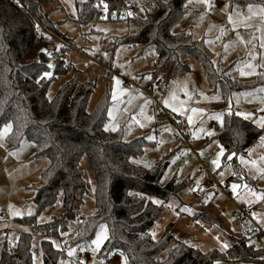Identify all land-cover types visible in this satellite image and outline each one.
<instances>
[{"label":"trees","instance_id":"1","mask_svg":"<svg viewBox=\"0 0 264 264\" xmlns=\"http://www.w3.org/2000/svg\"><path fill=\"white\" fill-rule=\"evenodd\" d=\"M54 1L0 0V127L11 124L7 140L13 147L22 138L31 139L34 143L32 157L48 159L39 183L30 186L34 191L31 201L35 204V213L16 219L30 225L31 231L21 232L14 244L7 240L1 244L0 264H81L69 261L68 254L76 247L90 250L102 224L106 227L107 238L96 251L98 260H108L116 251L124 254L127 264H214L216 260L226 259L225 251L217 248L204 251L177 238L171 231L172 224L160 238L153 237V226L161 217L165 204L172 198H179L188 180L175 174L166 184H161L170 163L168 155L150 165L133 161L141 159L144 147L151 141L143 136L126 140L122 130H106L109 92L102 96L93 111H89L88 102L95 82L80 81L75 76L53 97L48 96L51 81L70 67L59 58L51 70L48 52L44 50L31 55L45 36L38 24L49 32L58 33L56 23L49 18L51 9L47 8ZM189 1L154 0V14L142 11L128 17L112 19L108 16L106 19L125 22L133 28L120 38L115 37L117 43H138L142 50L155 47L153 79L170 61L174 62L171 77L184 76L190 69L184 55H191L204 69L210 91L219 89L224 103L230 101L233 93L261 84V78L240 80L234 63L216 62L203 39L177 28L185 16L186 19L189 16ZM229 2L245 7L249 0ZM122 3L123 0H77L78 19L94 25L104 19L100 5L112 11ZM59 37L69 45L74 43L73 38L64 34ZM49 71L51 75L45 76ZM154 85L150 82L152 88ZM263 131L236 109L226 107L222 124L208 141H218L227 153H246ZM84 154H88L96 177L95 210L85 217L79 232L67 242L64 251L53 239L72 233L70 228L78 218L81 197L88 191L80 167ZM53 205H60L62 212L45 223H38V215ZM205 209L206 206L201 212H194V217L203 214ZM33 233L49 235L40 242L42 263L33 259ZM241 234L239 241L229 236L232 240L229 250L239 260H262V250L249 243L252 236ZM164 251L167 253L162 257Z\"/></svg>","mask_w":264,"mask_h":264},{"label":"rangeland","instance_id":"2","mask_svg":"<svg viewBox=\"0 0 264 264\" xmlns=\"http://www.w3.org/2000/svg\"><path fill=\"white\" fill-rule=\"evenodd\" d=\"M137 2L138 14L142 11L150 14L156 12L154 0ZM210 7L214 11L205 15L204 11ZM47 8L51 9L49 18L56 23L58 31L50 34L57 38L64 34L74 39V43L65 48L61 57L70 67L66 73L57 75L51 81L48 96L53 97L66 81L75 76L80 81L95 82L87 108L93 111L102 96L106 92L110 93L106 130H122L126 140L143 136L151 141V144L144 147L141 159L135 158L133 161L150 165L168 155L170 163L161 184H166L175 174L188 180V186L179 193V198H172L165 204L161 217L153 226V237L160 238L167 226L172 224L171 231L177 238L187 240L189 244L204 251L213 248L225 251L227 258L216 260L214 264H264L260 259L239 260L229 250L232 243L229 236L237 241L242 238L241 227L233 218L237 205H253V216L264 229V131L246 153H227L218 141H208L216 132L217 126L222 124L223 110L226 107L236 109L243 118L253 121L264 130V0H249L245 7L231 5L229 0H190L187 4L189 16L187 19L185 16L177 25L179 29L190 31L195 38L203 39L214 53L216 62L221 61L223 65L234 63L240 80L261 78V84L233 93L228 103L222 101L219 89L216 92L210 91L205 71L193 56L184 55L190 68L184 76L171 77L174 62L170 61L153 79L151 71L156 55L155 47L152 45L142 50L138 43H117L115 39L133 31L127 23L106 18L94 25L80 21L77 0H55ZM221 35L224 40L219 42ZM45 37L47 40H43L31 55L41 50L48 52L47 45L52 40L47 34ZM102 49L106 54L100 63H90L83 54L91 57ZM111 59L120 62L121 66L115 74L109 76L106 68ZM56 63L54 59L49 60L51 70ZM158 79L164 82L165 90L157 94L156 102L150 98L154 91L150 82L155 83ZM126 80L137 84V87H127L124 84ZM158 104L186 124L191 136L190 146L183 144L182 137L174 139L173 125L159 112ZM194 109L203 111L194 112ZM217 116L221 120H217ZM189 117L192 118L191 123ZM10 131L11 124L0 127V210H7L11 218V229L7 236L0 233V243L7 240L14 244L21 232L31 231L30 225L21 224L16 219L35 213L36 207L31 201L34 191L30 186L39 183L41 171L47 166L48 159L32 157L34 143L31 139L22 138L13 147L7 140ZM158 143L161 144L160 147ZM221 147L224 155L218 157ZM210 153L214 157L208 164V169L216 176L222 188H202L197 194L199 190L196 186L192 189L190 184L198 186L203 181L204 170L199 157H208ZM218 158L217 166L213 161ZM80 167L87 181L88 191L81 197L79 221L75 220L70 228L71 232L81 227L85 217L95 210L96 177L88 154L82 156ZM233 185L238 187L233 189ZM205 206V212L194 217V212H201ZM61 212L60 205L49 206L38 215L37 221L45 223ZM210 221L215 224L209 225ZM1 228L0 226V230ZM101 232H105L107 237L103 224L93 241ZM260 237H250L249 243L264 250V234ZM42 238V234L33 233L32 253L36 263L43 261L40 247ZM105 240L99 246L92 243L85 264H96V251ZM53 242L60 246L57 239H53ZM166 253L164 251L161 256ZM98 262L97 264H127L121 251H116L108 260Z\"/></svg>","mask_w":264,"mask_h":264},{"label":"built area","instance_id":"3","mask_svg":"<svg viewBox=\"0 0 264 264\" xmlns=\"http://www.w3.org/2000/svg\"><path fill=\"white\" fill-rule=\"evenodd\" d=\"M17 1V0H16ZM139 8V4L137 0H123L122 6L118 9H113L110 11L105 5L99 6V11L102 18H107L110 16L112 19H116L119 17H128L130 15H133L137 9ZM214 11L213 7H210L204 11L205 15H209ZM39 28L51 38V43L49 44L48 49V56L50 59H59L63 56L64 50L66 47H68V43L63 41L60 38H57L56 36H53L50 34L48 30H46L41 24H38ZM47 38L44 36V41H46ZM224 40V36L221 35L219 37V42ZM218 44V42H216ZM85 57L90 61L94 63H100L103 60V56L106 54V51L104 49L100 50L99 53H95L93 56H88L86 53H83ZM121 66L120 62H114L112 59L110 60L109 66L106 68L109 76H112L115 74L119 67ZM127 87H137V84H134L128 80L124 83ZM154 91L152 94H150V98L152 100L157 99V94L163 93L165 90V84L161 79H158L155 82L154 85ZM157 102V101H156ZM158 110L161 114L165 115L170 122L173 125V137L174 139H178L179 137H182L183 144L189 145L191 144V136L189 134V131L186 129V124L182 121V119L177 120L176 117L173 116L170 110L165 108L163 105L158 104ZM158 146L160 147L161 144L158 143ZM214 154L210 153L208 157L200 158L202 162V169L204 170V176H203V185L204 189H216V188H222L220 183L218 182L216 176L211 173L208 169V164L213 159ZM225 189V188H223ZM254 207L251 204L248 205H237L235 210L233 211V218L238 223V225L241 227V230L243 234L246 237L258 235V234H264V231L262 227L259 225V223L255 220V217L253 216ZM0 216L2 217V221L5 223L4 226H2L0 233L7 235L9 232V224L11 222V218L5 209L0 210ZM77 221L79 219L77 218ZM84 223V221H83ZM81 227L76 229L74 232L68 235L64 236H58L56 239L60 243L61 250H67V242L76 235ZM43 237H49L47 233L42 234ZM89 256V251L85 250L81 247H76L73 249L71 253L68 254V260L71 262H80L81 264H85L84 262L87 260ZM87 264V263H86Z\"/></svg>","mask_w":264,"mask_h":264},{"label":"snow or ice","instance_id":"4","mask_svg":"<svg viewBox=\"0 0 264 264\" xmlns=\"http://www.w3.org/2000/svg\"><path fill=\"white\" fill-rule=\"evenodd\" d=\"M17 2H19V0H17ZM50 67H51V65H50ZM242 74H246V73H242ZM44 75H45V76H50L51 73H50V72H46V73H44ZM117 82L119 83V81H117ZM114 98H115V97H114ZM193 111H194V112H196V111H200V112H202L203 110H202V109H194ZM216 119H217V120H221V117L217 116ZM191 121H192V118L189 117V122L191 123ZM221 122H222V120H221ZM8 127L10 128V126H8ZM106 127H107V126H106ZM113 130H115V129H113ZM223 155H224V149H223V147H221V151H220V153L218 154V157H219V156H223ZM233 155H234V154H233ZM213 164L218 166V165H219V158H218L217 160H214V161H213ZM232 187H233V189H236L238 186H237V185H233ZM106 238H107V237H106V233H105V232H101V233L98 235L97 239L94 240L92 243L95 244V245H97V246H99L100 243H101V241H102L103 239H106ZM225 247H227V245H225Z\"/></svg>","mask_w":264,"mask_h":264},{"label":"crops","instance_id":"5","mask_svg":"<svg viewBox=\"0 0 264 264\" xmlns=\"http://www.w3.org/2000/svg\"><path fill=\"white\" fill-rule=\"evenodd\" d=\"M47 47H49V44L47 45ZM89 61V60H88ZM90 62V61H89ZM91 63V62H90ZM191 185V188L192 189H194V187L196 186V189H198L199 191H197L198 193L197 194H199V192H200V189H202L203 187H204V185H203V181H201V183H200V185H194V183H192V184H190ZM1 217V216H0ZM1 222H0V226L2 227V226H4L5 225V223L2 221V220H0ZM11 224V223H10ZM10 224H9V227H10ZM22 224V223H21ZM11 229V228H10ZM14 230H16L15 228H13ZM10 231V230H9ZM263 231H264V229H263ZM8 235V234H7ZM6 235V236H7ZM261 238V237H260ZM1 244L2 243H0V247H1ZM262 250V249H261ZM262 253H263V255H262V260L261 261H264V250H262ZM99 260L98 259H96L95 260V263L97 264V263H99L98 262Z\"/></svg>","mask_w":264,"mask_h":264}]
</instances>
